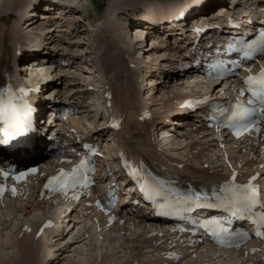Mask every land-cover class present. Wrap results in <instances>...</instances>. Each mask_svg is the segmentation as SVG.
I'll use <instances>...</instances> for the list:
<instances>
[{
  "label": "bare ground",
  "instance_id": "1",
  "mask_svg": "<svg viewBox=\"0 0 264 264\" xmlns=\"http://www.w3.org/2000/svg\"><path fill=\"white\" fill-rule=\"evenodd\" d=\"M22 2H23V9L21 8V10L20 11H18L16 14H15V21H13V24L11 25V32H17V33H13L12 34V41H14V37L13 36H16L19 40H21V38H22V35L24 36V34H20V31L21 30H17V29H19V27L17 28V26H19V25H17V22L18 21H22V20H24V18H26L27 17V15H30L33 11L32 10H34V12H33V14H32V16L33 17H35V16H37V14H36V12H35V10H40V6H42V5H39V6H34V2L36 1V0H21ZM49 2H50V6L51 7H54V10L56 9V10H58L59 11V7H62V10H64L65 12H67V14L69 15V14H73V13H78V9L77 8H67V7H64L63 6V3H62V1H60V0H55V2H57V3H60L59 5H56L55 4V2H54V0H48ZM154 1H157V0H154ZM192 1V0H191ZM249 1L250 0H246V2L247 3H249ZM254 1V3H255V8L257 7V6H263L264 7V3H263V1L264 0H253ZM54 2V3H53ZM182 2H184V0H174L167 8H163V10H158V12L159 13H164L165 11H167V10H172V9H174V7L175 8H179V7H182L184 4L182 3ZM235 2V0H231V3H234ZM261 2H262V4H261ZM31 3V4H30ZM174 3H176V4H174ZM182 3V4H181ZM213 3V4H212ZM239 3V1L236 3V5H234V7L236 6V7H238V4ZM0 7H2V5L4 4V2L1 0L0 1ZM204 4H206V2H204L203 3V5ZM127 5H131V4H127ZM33 6V8H29L28 9V7H32ZM49 6V7H50ZM206 6H208V8H207V10H211V9H213V8H222L223 6H224V1L223 0H209V2L207 3V5ZM161 7H163V6H161ZM80 10V9H79ZM122 10V9H121ZM250 10V8L248 7V9H247V11H249ZM256 10V9H255ZM64 11H63V13H64ZM121 12V11H120ZM131 12H133V13H136V12H138L137 10L136 11H134V10H132ZM130 12V13H131ZM215 13V12H214ZM213 13V14H214ZM256 13V11H254L253 13H251V14H255ZM43 15H42V20H46V19H52V20H56V21H58V19H59V16L58 17H55V18H53L52 17V15H49L48 13H42ZM128 14V13H127ZM32 16H30V17H32ZM64 16H66V15H64ZM77 16V15H76ZM78 17V16H77ZM125 18H130V14L129 15H125ZM152 18L153 17H150V20L152 21ZM77 19V18H76ZM0 20L1 21H6V18H0ZM28 20H32V19H28ZM64 20V18H62L61 20H59V22L56 24H54V26L55 25H57V27H59V28H63V29H61V31H58L57 29H52L51 27L53 26H51V27H46L45 26V29H44V33H45V38H43L42 39V41H43V43H44V41H46V42H49V45H50V43H53L54 42V37H56V36H54L53 38H52V34H53V32H60V33H66L69 29V31L67 32V33H69L71 36H73L74 34H78L77 32L81 29L82 30V26H80V27H78L77 26V24L78 23H80L81 22V19L80 18H78L77 20H71V21H64V22H62ZM246 21V20H245ZM244 21V22H245ZM37 22L38 21H36L35 23H33V25H29V26H26L27 28L29 27V28H31V30H34L35 29V27L34 26H36L37 25ZM22 25H24V24H22ZM69 25V26H68ZM138 27V28H137ZM134 28H136L135 29V32L136 31H139L138 32V34H141V35H143L145 32H144V30L143 29H145V27L141 24V25H138V26H134L133 27V29ZM71 29H73V30H71ZM118 30H117V32H119V34L115 37V40H112V45H113V47L115 48L116 47V50L118 51H120L121 52V54H119V52H114L112 55L110 54L109 55V57L108 58H104L103 59V61L105 62V64H106V68H108V69H112V67H113V65H114V63H115V66H114V70L115 71H117V72H120V71H122V70H124L125 72L127 71V69L125 68L124 69V67H122V65L118 68V65H117V63H118V60H113L114 58L113 57H117V58H119L120 56L121 57H123L124 55H128L129 54V51L130 50H132V51H135L136 50V48L134 47V45L133 44H131L130 42H128L127 41V39H126V36H125V34H126V32H127V28H126V26H123V27H121V26H119L118 28H117ZM77 30V31H76ZM19 31V32H18ZM43 31V30H42ZM115 31V30H114ZM97 32V31H96ZM100 32V31H99ZM112 33L113 32H111V35H112ZM41 35V34H40ZM156 35V34H155ZM118 36L119 37H121V39H118ZM132 38V37H131ZM35 39V38H34ZM33 39V40H34ZM152 40H154V38L152 39ZM17 41V40H16ZM15 41V42H16ZM38 42V41H37ZM136 42H138V41H136ZM146 42H148V39H146L145 38V42L144 43H146ZM41 43V42H40ZM117 44V46H116V44ZM144 43H141V42H139V46H141V44H144ZM42 44V43H41ZM47 44V43H46ZM136 44V43H135ZM144 47H147V45L146 46H144ZM61 49V48H60ZM127 49V50H126ZM126 50V51H125ZM139 50V48H137V51ZM147 50L149 51L148 53H147ZM157 50V47H155V46H153L151 49H147V48H145V50H142L141 49V52L143 51V54L145 55V53H147V55L151 58L150 59V61H148V63H147V61L145 62L147 65H148V68L150 69V70H154V69H156L157 71H158V73H154V72H156V70H154V74H152L151 75V77H150V75H149V77H147V78H143L144 80H143V82H145V87H147V86H149L148 88H145L146 89V91L148 92V93H151L150 94V98L148 99V101L150 100H152L153 101V99H154V97H155V95H154V93L152 92L153 91V88H152V85L154 86V84L155 85H158V86H160V84H162V83H165L166 85H165V88L169 85L168 84V82L166 83V81H174V80H177V78H178V75H177V71H175L174 72V70H168L167 68V70H168V72H166L167 70L164 68H162L161 69V67L163 66H167L168 65V63L170 62V59L169 58H164V57H162L160 60H159V57H152V55H156V51ZM45 53V52H44ZM48 53V55H46L45 57H42V58H44V59H48V58H51V59H54V57L52 58V57H50V56H52V54H50L49 52H46V54ZM117 55H116V54ZM115 54V55H114ZM158 56V55H157ZM171 57H173V55H171ZM145 58H147V57H145ZM137 59V58H136ZM63 60H65V58H63ZM144 58L142 57L141 58V60H139V62H138V64L139 63H144V61L146 60H144ZM157 60H159V61H157ZM159 63V65H157L156 63ZM51 64V63H50ZM161 64V65H160ZM7 64H6V59L4 58V57H1L0 58V80H5V75L3 74V76H2V72L3 71H5L4 70V68H5V66H6ZM158 66H159V68H158ZM165 66V67H166ZM136 67V66H135ZM44 69V68H43ZM48 69V68H47ZM140 70V69H139ZM139 70H136V71H133V73H134V85H135V88H136V92H138V91H140V88H141V85H140V83H138V84H136L137 82H136V72L138 71L139 72ZM132 71V70H131ZM141 71V70H140ZM172 71V72H171ZM83 72H84V70H83ZM171 72V73H170ZM33 73H36V71L34 72L33 71ZM85 73H87V72H85ZM90 73H93V74H95L96 72L95 71H90ZM141 74L143 73L142 71L140 72ZM46 74H47V72L46 73H44V77L46 76ZM161 75H164L163 76V81H162V83H159L158 82V80H159V78H160V76ZM49 76H51V75H49ZM89 76V75H88ZM21 77V74H19L18 76H17V78L19 79ZM86 77V76H85ZM51 78V77H50ZM36 79V77H34L33 78V75H32V78L29 80V81H31V82H33L34 80ZM154 80V81H153ZM26 81V80H25ZM157 81V82H156ZM28 82V81H27ZM93 82H95L94 80H93ZM59 82L57 81V80H54V83H53V85H52V89H53V91H52V93L54 94V96H56V95H58V94H60V92L62 93L64 90H66V89H68V88H63V90L61 89V86H60V84H58ZM97 86H99V84H96ZM196 85L197 84H195V86H194V84L193 85H189V86H193V87H196ZM199 85V84H198ZM205 86V85H204ZM121 87L120 86H118L117 88H116V90L117 89H120ZM158 88V87H157ZM190 88V87H189ZM215 89V88H214ZM205 92H207V90H205ZM183 93V92H182ZM177 100H179L180 98H182L183 96H174ZM146 100V99H145ZM145 100L143 99V105H145V104H147V101L145 102ZM159 101H162V99H160ZM95 103V102H94ZM150 103V102H149ZM164 104H166L165 102H163L162 103V105H164ZM96 107V108H95ZM94 108L97 110L98 108H100L101 107V105L99 104V103H96V106H95ZM94 109V110H95ZM91 112H93V111H91V110H88V113H91ZM97 114H98V111H97ZM94 115H96V114H94ZM93 115V116H94ZM171 122H172V120H171ZM79 124H80V122L79 121H77V120H71L70 121V125L73 127V128H77L78 126H79ZM144 125H146V123H143V125L142 126H144ZM95 129V128H94ZM96 131V130H95ZM96 132H101V131H96ZM164 134H166L165 135V137H164V139L163 140H161V142L163 141V148H160L159 150L161 151V153L163 154L164 152H162L163 150H166L167 151V147H169L170 146V144L172 143L171 142V138L170 137H172V135L170 136L169 135V131L167 132V130H164ZM93 134H95V133H93ZM179 138H181V137H179ZM176 140V139H175ZM183 140H186V137L185 138H183ZM183 140L181 141L182 143H183ZM248 143V142H247ZM230 148H232L231 146V144L230 145H228ZM165 147V148H164ZM185 147V146H184ZM117 149H119L120 147L119 146H117L116 147ZM193 148V147H192ZM191 148V149H192ZM171 149V148H170ZM177 149H179V148H177ZM175 150H176V148H175ZM115 152V151H114ZM214 152H216L217 153V151L215 150ZM229 152H230V154H231V156H232V151H230L229 150ZM196 153V152H195ZM215 153V154H216ZM39 154H40V152H39V149L38 148H36L34 145H32V144H28V145H26V146H23V147H21V148H19L18 150H12V151H10V154H9V156H12V159H13V162H22V161H27V160H30V159H33V158H36V157H38L39 156ZM0 155H3L4 156V153L3 154H0ZM6 155V154H5ZM164 155V154H163ZM111 156H112V153L110 154V152H107L106 151V157L107 158H111ZM189 157V159H190V162L195 158V161H198V159L201 157L200 156V154H198V153H196V156H191V155H189L188 156ZM108 159V160H109ZM165 160L167 161V162H173V159L171 158V157H169V156H166L165 155ZM188 161V160H187ZM199 161L201 162L200 163V165H203L204 163H206V159H199ZM205 161V162H204ZM218 161H219V159L217 158V156H216V158H214V160H212L211 161V163H210V165H215V163H217V164H219L218 163ZM110 162V161H109ZM176 163H180L179 161H175ZM216 164V165H217ZM221 165H219V166H214V168H218V167H220ZM185 167V166H184ZM204 171H200V174L202 173V174H205V173H203ZM212 173H214L213 175H212V177H216L217 176V171L215 170V169H213V172ZM203 176H205V175H203ZM207 177V176H206ZM208 178V177H207ZM210 179V178H209ZM23 195V194H22ZM21 193H20V195H18V197H20L21 198ZM23 197V196H22ZM22 202H23V200H21ZM12 205V204H11ZM10 206V205H9ZM16 206V205H15ZM56 206H58V205H56ZM39 206H38V201L34 198V197H27V200L24 202V204H21V205H19V207H13L14 209H15V212L16 213H20L22 216H32V214H36V213H38L39 212V210H38V212L37 211H35L37 208H38ZM16 208H17V210H16ZM56 208V207H55ZM56 210L58 211V213H59V216H61L62 214H63V212H64V210H62V208H56ZM41 211V210H40ZM10 212V211H9ZM13 212V211H12ZM46 212V211H45ZM98 215V213H96L95 212V216H97ZM12 217H15L16 218V220H17V217H16V214H11L9 217H6V218H4L3 219V221H1V223H0V228H1V230H2V228H3V226L5 227V224L6 225H8V228L10 227V228H13L12 227V225H13V222H14V219H12ZM20 217L21 216H19L18 218H19V221H22V219L20 220ZM30 218V217H29ZM63 218H65V217H63ZM92 218H94V217H92ZM31 219V218H30ZM87 220V219H86ZM146 220V219H145ZM18 221V222H19ZM45 221V220H44ZM44 221L42 220V219H40V220H38V218L36 217L35 219L33 218V220L30 222V224H29V227L26 229V231H25V234H24V236L22 235V237L21 238H19V239H16V237H12V239L8 242V244L6 245H4V246H2V248H7V249H9V251L6 253V255H10V259H8V260H3L2 258L0 259V264H15V263H18V264H38V263H41L42 261V263L43 264H45V259L43 258V256L44 255H36L35 254V252L32 250V248H31V244L33 245L35 242H36V244H38V246L40 245V244H42V242H43V240H42V238L43 237H41V239L39 238V239H37L36 237H35V234H36V232L38 231V228L44 223ZM85 221V220H84ZM83 221V222H84ZM147 221V220H146ZM23 222V221H22ZM63 222V221H62ZM144 223V222H143ZM26 224V223H25ZM140 224H142V223H140ZM67 225H65L64 226V224L63 223H61V221H60V224H58V226H55V228L53 229V232H46L47 233V238L46 239H44V243H46L47 241H48V245H50V247H51V249L52 248H54V245H52L54 242H58V240H57V238L60 236H62L63 234H64V227H66ZM60 228V229H59ZM5 229H7V227L5 228ZM0 230V232H3V231H1ZM79 231V230H78ZM52 234L51 235V237L48 239V237H49V234ZM147 234L149 233L148 231L146 232ZM144 234H145V232H144ZM144 234H140L139 236H143V243H147V244H149V243H151L152 241H154V240H156V239H153L152 238V234L150 235V237H144ZM76 235V236H75ZM99 235H101V233H99V234H95L94 233V228H93V226H91V228H90V230L89 231H86V230H84V227H83V229L81 230V233H79V232H76L75 234H74V236L72 237V238H74V240L72 239H70V240H68V241H65V240H62L63 242H65V243H70V244H72V243H75V242H77L78 240L79 241H83V240H85V239H87L88 237L90 238V236H93L94 238L96 237H98ZM146 235V234H145ZM124 236H126V235H124ZM45 238V237H44ZM122 239V238H121ZM113 240V239H112ZM111 240V241H112ZM116 241V240H115ZM53 242V243H52ZM60 242V241H59ZM122 243H121V245H119L120 247H116L118 250H119V248L120 249H126V247L128 248V250H130V251H132V249H135V248H132V246H134V244H135V242L136 241H134V240H130V239H127V238H125V237H123V241H121ZM137 243H139V242H137ZM136 243V244H137ZM135 244V245H136ZM34 246V245H33ZM62 246V245H61ZM137 246V245H136ZM49 247V246H48ZM140 247V246H139ZM139 248H138V246H137V248H136V250H138ZM115 251V250H114ZM134 252H135V250H133ZM119 252V251H118ZM144 252V251H143ZM38 253H40V251L38 252ZM113 253V252H112ZM112 253H110L111 255H112ZM116 253H117V251H116ZM115 253V254H116ZM78 254V253H77ZM110 254H108L107 252H105L104 253V255H103V257H105L106 258V255L108 256V255H110ZM135 254H137V251H136V253ZM51 255V254H50ZM80 255V254H79ZM196 255V254H195ZM229 255V254H228ZM228 255H227V252H219V251H217L216 249H214L213 247H209V248H199V251H198V253H197V256H196V259H198V261L197 262H200V263H202V264H206V262L205 261H210V260H215V259H220V261H223V260H226V263H224V264H227V262H228V260L230 259V258H228ZM235 256H237V255H240V254H234ZM142 255L140 254V253H138L136 256H135V258H134V260H137L136 258H138V257H141ZM111 257V256H110ZM115 257V256H114ZM132 257V256H131ZM43 258V259H42ZM79 258V257H78ZM91 257H89V259H90ZM100 258V257H99ZM97 259V258H94V260H92L93 262H97V261H99L100 259ZM116 258V257H115ZM83 259V258H82ZM204 259H207V260H204ZM111 260H112V258H111ZM239 260V259H238ZM238 260H236V262H241V263H239V264H243L244 263V261H242V260H240V261H238ZM36 261V262H35ZM78 261H79V259H78ZM87 261H88V259H87ZM76 262V261H75ZM101 262H102V260H101ZM163 262V261H162ZM192 262H195L194 261V259H192ZM69 263L70 264H75V263H73V261H71L70 259H69ZM77 263V262H76ZM79 263V262H78ZM80 263H81V261H80ZM98 263H100V262H98ZM132 262H127L126 261V263L125 262H123V264H131ZM151 262L149 261L148 262V264H150ZM164 263V262H163ZM157 264H159L158 262H157ZM169 264H172L171 262H169ZM234 264V263H233Z\"/></svg>",
  "mask_w": 264,
  "mask_h": 264
},
{
  "label": "rangeland",
  "instance_id": "2",
  "mask_svg": "<svg viewBox=\"0 0 264 264\" xmlns=\"http://www.w3.org/2000/svg\"><path fill=\"white\" fill-rule=\"evenodd\" d=\"M1 1V0H0ZM4 2V4L2 5V7H0V18H6V21H1L0 20V24L6 26L7 24V18L9 15H14L16 14L18 11L21 10V8L23 9V2L21 0H2ZM149 0H90L91 2V5L88 6L87 8H85V10H82L81 12H78L79 13H73V14H69V15H72L73 17L70 18L68 17L67 19H72V20H76V18L78 19V17H82L81 19H84V16L86 15L85 13L86 12H89L87 14V16L90 17V21H84L81 25V23H78L77 26L80 27L82 26V30L80 29L77 33L79 35L80 38H82V40H77V39H71L70 36H65L63 34H60V33H56V38L54 37V34H52V38L54 37V42L55 45H60L58 46V49H59V52L58 54H63V53H67V54H72V53H77V54H80L79 57L81 60H83L85 63L88 62V65L90 67H92L95 71L98 70V67H96V64L95 63H92V61H94V57H95V53H94V50L98 49L99 46L101 44H104V40L102 39V34L101 36L98 38H93L91 36L90 33H87V31L85 32L84 29H86L87 25L90 27V25H92L93 27L95 25H102L103 27H107L105 29H100V28H97L96 31L98 33H104L105 35L108 36V38L110 39V42H109V45H108V48H113L112 50H116V47L114 48L113 45H112V40H115V37L119 34V32H117V28L120 26L119 24H117L116 21H118V23L121 24V26H124L125 23H126V20L123 19L125 18V15H129L130 12L132 10L136 11V10H139L141 7H139V4L141 5L142 3L143 4H146V2H148ZM152 2H154V0H150ZM162 1V0H160ZM174 0H170L168 2H166L165 5H162L163 7H161L160 9L163 10V8H167ZM165 1L163 0L161 3H164ZM250 3H247L248 7L251 8H255V3L253 0H250L249 1ZM15 3V4H14ZM16 3H18L16 5ZM31 4V3H30ZM127 4H131V5H127ZM176 4V3H174ZM168 5V6H167ZM48 6V5H46ZM50 6V5H49ZM111 8L112 11H116V17H120L118 19H114V13H112L111 11L108 12V15L106 16V18H104V20H99L98 23H95V21L97 19H99L100 17H102V10L103 8ZM216 8V7H215ZM213 8V9H215ZM104 9V10H105ZM122 9V10H121ZM158 9V10H160ZM59 10H62V7H59ZM217 10V8L212 11L211 9V14H213L215 11ZM34 12V10H32ZM64 11V10H63ZM121 11V12H120ZM255 11V9H254ZM252 10L251 13L254 12ZM33 12L30 14V15H27V17H30L32 16ZM128 13V14H127ZM133 13V12H132ZM62 14V13H61ZM67 12L64 14L66 15ZM134 14V13H133ZM78 17H77V16ZM13 17V16H12ZM9 19V18H8ZM42 20V19H41ZM4 23V24H3ZM13 24V22H12ZM11 24V25H12ZM2 26V27H4ZM9 28V25L6 26V29L5 30H8ZM84 28V29H83ZM138 28V27H137ZM26 29V28H25ZM136 29V28H135ZM17 30H21L20 27L19 29ZM70 30V29H69ZM68 30V31H69ZM115 30V31H114ZM58 31H61V30H58ZM67 31V32H68ZM77 31V30H76ZM82 31H84V33H82ZM100 31V32H99ZM22 31H20L21 33ZM57 32V31H56ZM66 32V33H67ZM111 32L112 35H111ZM15 34L17 32H11L10 30V34ZM81 33V34H80ZM94 34V36L96 35ZM104 35V37L106 38V36ZM96 37V36H95ZM12 38V36H11ZM117 38V37H116ZM118 39H121V37L118 36ZM12 41V39H11ZM76 42H81L80 44L76 43ZM175 41H173L174 43ZM53 43H50L53 44ZM76 44V45H75ZM116 44V43H115ZM117 46V44H116ZM118 47V46H117ZM61 48V49H60ZM151 49V48H150ZM80 50V51H78ZM78 51V52H76ZM149 51L147 50V53ZM114 53V52H113ZM113 53H107V52H103L102 54V57L103 58H108L109 55L113 54ZM143 53V52H142ZM147 53H145V55H147ZM51 54V53H50ZM116 54V53H115ZM114 54V55H115ZM117 55V54H116ZM164 55L162 56H154L155 58L156 57H159V60L163 57ZM153 57V58H154ZM114 59L113 60H118L117 57H113ZM145 58V57H144ZM150 57L147 55V58H146V61L148 63V61H150ZM157 60V61H159ZM157 65H159V63L157 62L156 63ZM161 65V64H160ZM115 66V63L112 67V69L114 68ZM166 66V65H165ZM161 67V69L163 68H167L166 67ZM107 67V66H106ZM116 67V66H115ZM159 68V66H158ZM45 69V68H44ZM170 70V69H168ZM168 70L166 72H168ZM35 72V71H34ZM172 72V71H171ZM170 72V73H171ZM37 73V72H36ZM20 73L18 72L16 77L19 75ZM96 74V73H95ZM74 75L78 76V77H85L86 74L85 73H82L80 70H76L74 71ZM32 76V75H31ZM96 77H98V75H95ZM164 75H161L160 78V81H158L159 83H162L163 81V77ZM109 78H110V74H109ZM31 78L29 77L27 79V81H29ZM55 80V79H54ZM58 81V80H57ZM60 81V86H61V89L63 90V88L65 89L66 87V84H63V80L60 78L59 79ZM58 81V82H59ZM157 82V81H156ZM168 82V86L165 88V83H162L160 84V86L158 85H154L152 88H153V92L155 97L152 101L153 105L156 106V109L157 110H160L162 108H165L166 107V104L163 105L162 107V103H163V100L161 101V105H156L157 103H155V101H159L160 98H167L165 97L166 95L169 96L167 98V100L170 98V97H174L176 96L178 93H184L183 89H180L179 87H176L175 84L172 83V81H166V83ZM114 85L115 88H113V90L115 91V94H117L118 96H120L121 94V91L120 89H117L116 88L118 87L115 86V83H112ZM200 85V84H199ZM198 86V85H196ZM158 87V88H157ZM203 89L207 90V87L203 86L202 87ZM52 89V88H51ZM128 89V87H127ZM53 90V89H52ZM214 90V89H213ZM111 91V90H110ZM137 91V90H136ZM208 91V90H207ZM112 92V91H111ZM182 96V95H181ZM159 98V100L157 99ZM146 99V98H145ZM144 99V100H145ZM166 100V99H165ZM166 100V101H167ZM176 100V98H175ZM147 100H145L146 102ZM96 102V101H95ZM148 102V101H147ZM151 103V102H150ZM166 103V102H165ZM148 107L146 104L143 105L142 109ZM162 107V108H161ZM129 118V117H128ZM93 119L90 121V119L88 120L89 124H93ZM96 129V128H95ZM94 129V130H95ZM98 131V130H96ZM100 131V130H99ZM128 141H131L130 139ZM172 141V140H171ZM182 141V140H181ZM161 142V141H160ZM174 142V141H173ZM163 143V142H162ZM164 144V143H163ZM162 144V145H163ZM113 145V144H112ZM110 144V146H112ZM175 144L171 143L169 147H167L169 150L171 148V150L169 151L170 153H173L174 152V156H181L183 155V151L180 149V150H175L173 148H175L176 146H173ZM120 147V146H119ZM163 147V146H162ZM173 147V148H172ZM164 152V150L162 151ZM168 153V152H167ZM111 154V153H110ZM169 154V153H168ZM166 155V154H165ZM170 156V155H169ZM214 158H216V154L215 152L213 151L212 153H209V162L211 163L212 160H214ZM195 163H198V161H194ZM191 163V162H190ZM215 163V165H210L211 167L210 168H213L214 166H219L220 164H217ZM200 165V164H199ZM199 167V166H198ZM217 169V170H216ZM215 170L218 171V168H216ZM199 171H202V170H199ZM204 173V172H203ZM206 174V173H205ZM17 207H19V205H17ZM15 208V207H14ZM13 207L11 208H5L3 210H0V223L1 221H3L4 218L6 217H9L11 214H16V217H17V220L15 217H12V219H14V222H13V225L12 227L13 228H8V225L5 224V227L3 226L2 230L0 228L1 231L3 232H0V259L2 258L4 261L5 260H8L10 259V255H6V253L9 251V249L7 248H2V246H4L5 244L7 245L8 242L12 239V237H16V239H19L22 237V235L24 236L25 234V231L26 229L29 227V224L30 222L33 220V218L35 219L36 217L38 218V220H40L41 216H43L44 214H51L53 212V207H51L50 205H47V206H43L39 209V212L36 213V214H32V216H22L20 213H16L15 212V209ZM41 210V211H40ZM10 211V212H9ZM13 211V212H12ZM46 211V212H45ZM19 216L20 217V220L22 219V221H19ZM31 219H30V218ZM19 221V222H18ZM26 223V224H25ZM7 227V229H5ZM80 228V227H79ZM133 235H135V233L132 232ZM36 235V234H35ZM47 233L44 232V234L42 235V244H40L38 246V244H36V242L32 245L31 244V248L32 250L35 252V254L38 256V255H44L43 258L45 259V264H70L69 263V259L71 261H73V263L75 264H123V262L126 263L127 262H131L133 260V257L136 255V251L134 252L133 250L130 251L128 250L127 248L126 249H120L119 250L117 249L118 247H120L119 245H121V241H123V237H125L124 235H121L119 233H110L108 234L106 237H104L103 241H101V243L99 244L96 240V238L94 237H90L88 239H85L83 241H77L75 243H65L63 242L62 240H65V241H68L70 240L73 235H74V232L73 234L71 235V238L69 235H65L64 234L60 237L57 238L58 242H52L54 245V248L51 249L50 245H48V241L46 243H44V239L47 238ZM45 237V238H44ZM122 238V239H121ZM39 239V238H37ZM41 239V238H40ZM74 240V238H72ZM71 239V240H72ZM113 239V240H112ZM112 240V241H111ZM116 240V241H115ZM60 241V242H59ZM137 242H135L136 244ZM134 244V245H135ZM62 245V246H61ZM49 246V247H48ZM117 247V248H116ZM100 249L99 253H98V250ZM115 250V251H114ZM40 251V253H38ZM117 251V253H116ZM119 251V252H118ZM144 250H142L143 252ZM107 252L108 254L112 253V255H106V258L103 257L104 253ZM78 253V254H77ZM116 253V254H115ZM51 254V255H50ZM80 254V255H79ZM99 254V256H98ZM111 256V257H110ZM116 258H115V257ZM132 256V257H131ZM79 257V258H78ZM89 257H91L89 259ZM100 257V258H99ZM236 257V256H235ZM42 258V259H43ZM83 258V259H82ZM94 258H99L100 260L97 261L96 263L93 262L92 260H94ZM112 258V260H111ZM79 259V261H78ZM88 259V261H87ZM199 259V258H198ZM196 259V260H198ZM102 260V262H101ZM204 260H207V259H204ZM77 263H76V262ZM81 261V263H80ZM36 262V261H35ZM43 262V261H42ZM38 263V264H43V263ZM79 262V263H78ZM100 262V263H98ZM197 262V261H195ZM206 264H224L226 262V260H223V261H220V259H215V260H210V261H205ZM233 262V261H232ZM199 264H202L200 262H197ZM15 264H18V263H15ZM152 264V263H151ZM192 264V263H191Z\"/></svg>",
  "mask_w": 264,
  "mask_h": 264
},
{
  "label": "snow or ice",
  "instance_id": "3",
  "mask_svg": "<svg viewBox=\"0 0 264 264\" xmlns=\"http://www.w3.org/2000/svg\"><path fill=\"white\" fill-rule=\"evenodd\" d=\"M245 88L249 93L248 105L250 107H242L240 113L237 114L239 119L250 118V122L243 125L241 131H255V125L261 121L257 118L261 111H264V70H262L256 77L249 76L245 82ZM244 93H241L243 95ZM27 92L20 89L17 93H13L7 86H0V128L7 126L12 129L11 139L24 135L30 125V117L32 109L25 102ZM118 126V125H113ZM4 143H10L8 132L5 131ZM86 150L91 154V149L85 145ZM90 160L87 157L80 161V163L72 169L71 173H64L61 170L57 176L51 177L45 184V188L49 191H65L69 188L88 187L92 181L88 179L94 169L90 166ZM135 175V173H133ZM19 179V177H17ZM235 175H233V182ZM142 191L145 188L141 189ZM4 189H0V194ZM221 191H224L229 199L225 203L230 204L234 209L250 208L254 205L258 196V189L253 188L251 180L246 186H237L234 183L225 185ZM14 194V190H13ZM202 196L182 197L176 199L178 204H193L198 207L207 206L202 203Z\"/></svg>",
  "mask_w": 264,
  "mask_h": 264
}]
</instances>
